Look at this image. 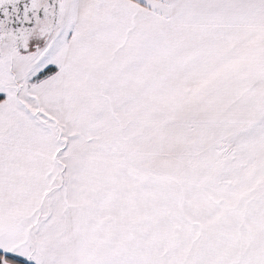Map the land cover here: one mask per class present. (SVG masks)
Segmentation results:
<instances>
[{"label":"snow or ice","instance_id":"snow-or-ice-1","mask_svg":"<svg viewBox=\"0 0 264 264\" xmlns=\"http://www.w3.org/2000/svg\"><path fill=\"white\" fill-rule=\"evenodd\" d=\"M0 264H264V0H0Z\"/></svg>","mask_w":264,"mask_h":264}]
</instances>
